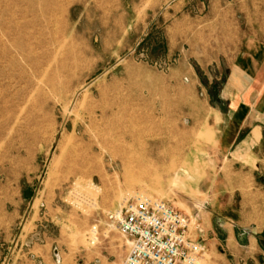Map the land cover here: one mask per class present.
<instances>
[{"label":"rangeland","instance_id":"1","mask_svg":"<svg viewBox=\"0 0 264 264\" xmlns=\"http://www.w3.org/2000/svg\"><path fill=\"white\" fill-rule=\"evenodd\" d=\"M52 1L38 11L42 73L21 60L25 79L3 81L0 264L32 246H46L47 264H125L130 243L108 216L129 200L261 233L264 172L220 154L219 111L201 128L226 79L201 46L264 0ZM179 27L208 34L178 46Z\"/></svg>","mask_w":264,"mask_h":264},{"label":"crops","instance_id":"2","mask_svg":"<svg viewBox=\"0 0 264 264\" xmlns=\"http://www.w3.org/2000/svg\"><path fill=\"white\" fill-rule=\"evenodd\" d=\"M187 29V27H179V31L174 36L178 39V46L182 43L187 45L186 39L189 35L198 37L208 34L204 30L208 28L204 27H195L193 32ZM221 35L223 36L216 43L195 45L196 48L202 47V59L215 62L216 68L226 73L224 88L220 98L216 100V105L210 106L207 101L202 108L209 110L205 112L206 117L201 128L208 124L206 121L211 119L212 116H208L213 110L219 111L225 122L216 115L213 123L218 130H222L219 139L214 141L220 148V154L226 156L228 161H233L235 165L242 163L244 168H249V172L262 173L264 172V8L259 7L256 12L249 11L244 15L241 25L227 26L222 29ZM197 218L199 225L197 237L205 241L212 259H218L223 263L233 261L235 264H250V261L254 260L255 264H264V235H260L264 233V224L261 233L245 228L238 234L232 219L218 215L213 219V226H207L203 221L202 213ZM255 243H259L258 246L262 250H256ZM45 248L46 246H32L26 250L27 252L20 251L23 253L21 264H47L48 253L45 252ZM255 251L259 255L258 259L253 256Z\"/></svg>","mask_w":264,"mask_h":264},{"label":"built area","instance_id":"3","mask_svg":"<svg viewBox=\"0 0 264 264\" xmlns=\"http://www.w3.org/2000/svg\"><path fill=\"white\" fill-rule=\"evenodd\" d=\"M108 220L130 243L125 264H208L197 218L167 202L129 200Z\"/></svg>","mask_w":264,"mask_h":264},{"label":"bare ground","instance_id":"4","mask_svg":"<svg viewBox=\"0 0 264 264\" xmlns=\"http://www.w3.org/2000/svg\"><path fill=\"white\" fill-rule=\"evenodd\" d=\"M42 4L46 6L47 12L53 8L52 0H0V106L2 104V107L8 103L3 81L8 86L16 79L21 81L25 79L26 70L21 60L29 62L33 78L42 73L39 54L41 35L37 29L40 16L38 11ZM29 29L33 31L30 32ZM52 34L54 35V31Z\"/></svg>","mask_w":264,"mask_h":264}]
</instances>
